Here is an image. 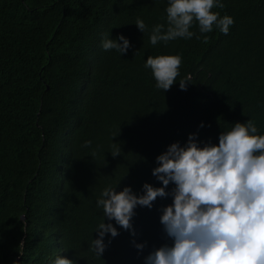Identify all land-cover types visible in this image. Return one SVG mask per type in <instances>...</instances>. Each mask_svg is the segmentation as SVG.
I'll return each mask as SVG.
<instances>
[{"label": "trees", "instance_id": "16d2710c", "mask_svg": "<svg viewBox=\"0 0 264 264\" xmlns=\"http://www.w3.org/2000/svg\"><path fill=\"white\" fill-rule=\"evenodd\" d=\"M4 1L18 9H0V264H53L60 255L74 264H145L173 244L160 217L175 184L151 208L134 209L131 230L104 217L119 234L105 235L102 256L92 250L103 219L97 200L107 187L136 195L145 183L161 187L156 158L190 134L200 146L218 145L222 131L252 119L264 135V33L209 44L194 24L192 38L153 46L152 28H167L169 0ZM221 2L212 11H237L239 21L264 5ZM120 35L126 54L102 48L106 36ZM159 55L182 59L167 91L145 67Z\"/></svg>", "mask_w": 264, "mask_h": 264}, {"label": "clouds", "instance_id": "9594fccd", "mask_svg": "<svg viewBox=\"0 0 264 264\" xmlns=\"http://www.w3.org/2000/svg\"><path fill=\"white\" fill-rule=\"evenodd\" d=\"M223 7L221 0H169L167 28L155 25L150 44L190 39L195 35L190 31L194 24H198L196 31L209 44L264 33V5L244 21L238 20L237 11H212ZM0 9L18 8L0 0ZM236 10L244 12L240 2ZM135 24L141 32L147 30L142 19ZM129 47L123 35L117 39L106 36L102 41L105 51L115 49L121 55ZM181 64L179 55H159L149 56L145 67L152 70L156 88L167 91L177 80ZM189 81L190 77L180 80V88L186 90ZM257 132L255 121L249 119L246 123L236 122L230 131H222L218 145L200 146L195 134H190L186 145L173 143L156 158L159 163L152 174L162 183L161 187L145 183L142 195L134 194L130 186L119 192L105 188L97 200L103 219L95 228L99 235L92 242V250L102 256L105 235L119 234L111 222L105 223L104 217L131 230L134 209L138 205L151 208L157 197L168 195L165 189L172 182L173 203L163 209L160 222L173 244L150 252L145 264H264V135ZM90 144L91 141L85 142V146ZM120 152L121 148L116 147L111 154L115 158ZM135 246L142 250L145 244ZM53 264L74 262L60 255Z\"/></svg>", "mask_w": 264, "mask_h": 264}, {"label": "water", "instance_id": "95a60500", "mask_svg": "<svg viewBox=\"0 0 264 264\" xmlns=\"http://www.w3.org/2000/svg\"><path fill=\"white\" fill-rule=\"evenodd\" d=\"M23 218H24V216H23Z\"/></svg>", "mask_w": 264, "mask_h": 264}]
</instances>
